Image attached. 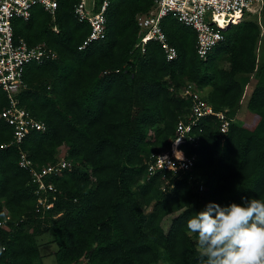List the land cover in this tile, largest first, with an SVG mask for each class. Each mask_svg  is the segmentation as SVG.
I'll return each instance as SVG.
<instances>
[{"label": "trees", "instance_id": "trees-1", "mask_svg": "<svg viewBox=\"0 0 264 264\" xmlns=\"http://www.w3.org/2000/svg\"><path fill=\"white\" fill-rule=\"evenodd\" d=\"M78 1L58 0L53 17L36 5L29 20L14 21L16 37L44 43L56 56L29 64L18 95L45 130L0 150V264H42L37 238L48 230L56 264H201L187 220L209 202L264 199L261 27L231 22L225 40L201 59L195 31L165 17L160 25L177 50L168 61L157 42L144 51L135 46V16L148 12L152 0H110L105 38L79 50L89 26L73 17ZM246 74L255 78L249 122L235 120ZM188 83L233 120L222 134L218 119L202 118L199 144L180 145L195 157L191 169L149 176L150 155L169 149L177 121L189 113L181 95ZM7 103L0 89V114ZM12 140L0 116V144ZM61 147L71 168L46 178L56 190L53 207L43 210L18 159L24 151L38 168L56 162Z\"/></svg>", "mask_w": 264, "mask_h": 264}, {"label": "built area", "instance_id": "built-area-1", "mask_svg": "<svg viewBox=\"0 0 264 264\" xmlns=\"http://www.w3.org/2000/svg\"><path fill=\"white\" fill-rule=\"evenodd\" d=\"M263 3L264 0H152L148 12L137 13L135 16L138 26V40L135 46L144 51L145 44L154 41L160 46L166 60L176 59L177 50L169 42L160 25L163 18L171 17L195 31L197 57L206 59L207 55L225 40L223 31L231 22L240 20L245 12H254L255 8L261 7ZM109 4L110 0H102L100 3L97 0H79L74 4L73 17L89 26L87 36L78 45L79 50L105 38ZM36 5L41 6L53 17L58 8V0H0V89L8 101L0 116L13 130V140L0 144V150L9 144H20L31 131H44L46 128L43 122L20 105L18 97L19 92L25 88L22 78L29 64H41L56 56L55 51L46 44L29 45L24 38L14 34V21L29 20ZM254 5L257 6L253 8ZM53 29L57 31L56 27ZM192 89V83L182 89V97L190 101L189 113L177 121L175 138L171 141L169 149L150 155L151 158L147 162L149 176L158 172H169L171 177H175L191 169L195 157L185 155L180 145L188 143L196 147L199 144L202 131L199 122L202 118L213 116L218 119L219 131L222 134L228 130L229 121L233 120L225 111H214L212 105L206 102L198 91ZM18 165L30 174L37 206L43 210L52 208L56 189L51 182H46V178L70 169L71 161L64 156L57 157L56 162L37 168L27 153L21 151Z\"/></svg>", "mask_w": 264, "mask_h": 264}, {"label": "clouds", "instance_id": "clouds-1", "mask_svg": "<svg viewBox=\"0 0 264 264\" xmlns=\"http://www.w3.org/2000/svg\"><path fill=\"white\" fill-rule=\"evenodd\" d=\"M209 202L186 222L201 264H264V199Z\"/></svg>", "mask_w": 264, "mask_h": 264}, {"label": "rangeland", "instance_id": "rangeland-1", "mask_svg": "<svg viewBox=\"0 0 264 264\" xmlns=\"http://www.w3.org/2000/svg\"><path fill=\"white\" fill-rule=\"evenodd\" d=\"M257 5H254L253 8H255ZM264 3L261 5V7L255 8L254 12L248 13L245 12L242 19L246 20H255L259 23L261 27V31L263 33V36L258 43V47L261 48L264 45V27H262V24L264 22ZM212 52V51H211ZM210 52V53H211ZM259 61L261 58V55H259ZM220 64L227 68L228 62L227 61H221ZM241 83L243 84V92L242 96L239 100L238 107L235 108V120H243L249 122L252 118V112H250L247 108L248 99L251 94V90L255 82V78L253 74H246L240 77ZM66 150L65 147H61L59 149V152L57 153V157L65 156ZM52 235L51 232L48 230L42 235H40L37 238V241L40 245V252L43 255L42 258V264H56V260L54 257V251H55V245L52 244Z\"/></svg>", "mask_w": 264, "mask_h": 264}]
</instances>
